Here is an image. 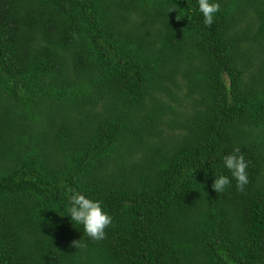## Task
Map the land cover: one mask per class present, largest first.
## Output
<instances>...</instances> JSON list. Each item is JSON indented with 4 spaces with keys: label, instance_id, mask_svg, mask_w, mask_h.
I'll return each mask as SVG.
<instances>
[{
    "label": "trees",
    "instance_id": "16d2710c",
    "mask_svg": "<svg viewBox=\"0 0 264 264\" xmlns=\"http://www.w3.org/2000/svg\"><path fill=\"white\" fill-rule=\"evenodd\" d=\"M212 2L0 0V264H264V0Z\"/></svg>",
    "mask_w": 264,
    "mask_h": 264
},
{
    "label": "clouds",
    "instance_id": "9594fccd",
    "mask_svg": "<svg viewBox=\"0 0 264 264\" xmlns=\"http://www.w3.org/2000/svg\"><path fill=\"white\" fill-rule=\"evenodd\" d=\"M198 6L203 16L204 25L206 27L212 26L215 15L220 11L219 3L212 2V0H198ZM173 10L170 9L169 11L172 12ZM223 160L224 167L229 170L231 177L236 181L237 190L243 192L249 183L246 171L248 163L241 154L239 146H235L232 154L226 155ZM230 183L228 176L220 175L215 178L212 189L217 194L222 193L230 186ZM66 196L70 203L68 213L71 220L83 225L84 233L90 240L96 242L104 240L106 238L105 230L112 225L113 221L112 217L103 210L101 202L89 199L71 187L66 190ZM72 246L75 248L82 247L80 241H73ZM224 259L226 264H232L226 256Z\"/></svg>",
    "mask_w": 264,
    "mask_h": 264
}]
</instances>
